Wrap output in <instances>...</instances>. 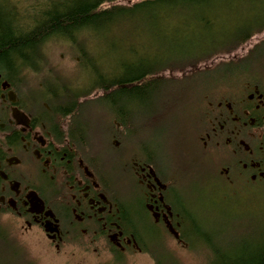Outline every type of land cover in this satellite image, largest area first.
Listing matches in <instances>:
<instances>
[{"label":"flooded vegetation","instance_id":"af4514ba","mask_svg":"<svg viewBox=\"0 0 264 264\" xmlns=\"http://www.w3.org/2000/svg\"><path fill=\"white\" fill-rule=\"evenodd\" d=\"M22 1L0 0V221L19 225L24 234L39 229L57 250L78 235L87 249L105 248L112 256L153 248L150 234L135 225L149 233L163 230L184 244L182 226L191 211L179 205L175 176L160 150L131 138L139 109L130 99H123L122 108L107 104L108 157L99 155L97 139L82 127L83 110L94 103L81 104L103 91L50 73L47 50L58 38L42 42L39 57L17 55L12 38L45 16L22 8ZM76 59L97 63L89 57L84 63L82 53ZM223 77L229 85L195 98L191 144L204 156L225 151L220 161H226L212 158V166L230 188L262 189L264 84L246 75ZM120 87L112 83L107 93ZM69 98L74 106L67 111Z\"/></svg>","mask_w":264,"mask_h":264},{"label":"trees","instance_id":"16d2710c","mask_svg":"<svg viewBox=\"0 0 264 264\" xmlns=\"http://www.w3.org/2000/svg\"><path fill=\"white\" fill-rule=\"evenodd\" d=\"M122 1L67 0L61 10L54 7L31 30L18 32L17 37L11 40L13 49L19 57L33 59L39 57L40 44L52 38L79 45L77 49L83 54L84 63L86 57L97 59V63L92 65L83 64L81 75H84V83L90 81L86 69L92 68L97 80L90 82L88 88L91 92L103 91L102 95L93 101H85L81 107H88L90 103L107 107L113 101L114 105L122 108L123 99L132 102L134 98H140L145 107L152 105L156 97L164 99V94L171 88L180 94L186 93L196 83L194 81L211 77L208 73L214 67L225 65L221 58L232 57V62L242 57L238 52L245 45H251L254 37L262 36L259 43L264 44V18H246L241 25L244 19L242 13L255 12L257 0ZM262 5L260 11L264 12ZM87 35L96 41L92 51L87 46L89 41L84 38ZM96 35L100 36V40ZM109 45H113L115 55H111ZM257 47L246 49L252 53ZM223 70L222 74H231L229 68L224 67ZM112 83L121 86L113 95L107 93ZM66 102V110L70 111L74 101L69 98ZM233 200L211 203L237 212L236 217L230 214L226 223L229 222L233 230H243L242 236L248 238L239 242H223L218 236L213 240L211 250L201 249L194 245L195 241H191L189 227L194 225L196 230L207 236L220 221L201 227L191 212V219L182 226L183 238L204 254L206 264H264V220L258 219L248 231L240 228L237 222L244 209L254 210L258 205H236V200ZM131 227L135 229L137 225ZM145 230L155 238L157 232L153 235L152 231L149 233V227ZM20 254L14 243L3 232L0 233V264H32L22 259ZM151 255L155 264H183L164 248L152 249Z\"/></svg>","mask_w":264,"mask_h":264},{"label":"rangeland","instance_id":"374dc122","mask_svg":"<svg viewBox=\"0 0 264 264\" xmlns=\"http://www.w3.org/2000/svg\"><path fill=\"white\" fill-rule=\"evenodd\" d=\"M66 1L23 0L22 4H24V7L22 8L30 10L29 7H34L33 10L36 9V13L39 12L38 14L43 16L54 7H58L61 10L62 5ZM257 1H255V12L242 13L244 15L242 19H244L241 25L245 23L246 18L259 16L264 18V12L260 11L264 0ZM122 2L128 3L129 0H123ZM96 37L100 40V36L96 35ZM84 38L89 41L87 46L92 51L96 41L90 35ZM260 38L262 36L254 37L251 45L247 44L241 48L238 55H243L242 57L235 58L232 62L230 61L232 57L225 56L221 58L226 64L214 67L215 69L208 73L212 75L211 77H202L200 80L194 81L196 83H193L188 88V92L180 94L175 88H171V91L169 90L164 94V99L156 97L152 105L143 107L140 98H134L130 104L132 108L140 111H135L133 115V126L136 130L131 132V138L148 141L145 142L148 146H156L160 150L163 160L169 165L168 172H172V175L175 176L178 194L181 199L179 205L189 207L194 220L201 227H208L209 224L220 221L217 223L218 226L212 228L211 234L209 233L207 236L201 230H196L194 225L191 228L189 227L191 241H195L194 245L201 249L211 250L213 240L218 236L222 237L223 242L225 240L239 242L243 238H248L242 236L243 230H233L229 222L228 224L226 223V219L229 221L230 214H234L236 217L238 215L237 212L226 206H214L211 202H218L223 199H230L231 201L229 202H232L235 199L236 205H258L254 210L248 211L244 209L241 212L240 219L237 222L239 227L244 230H251L254 224L258 222V219L264 220V209L262 208V206L264 207V187L262 189L255 187L248 191L245 190L246 188L244 189V184H241L242 187L235 186L230 188L221 174L216 172L212 166L214 162L212 158L216 162L220 161L221 157L225 155V151L218 155L215 154L214 157L213 155L204 156L198 147L192 145L191 140L194 136L193 128L196 120L193 113L194 101L205 90L215 93L220 86L230 84L231 79L223 77L225 76V74H222L225 70H223L224 67L226 69L229 68L231 74L246 75L264 84V44L261 45L259 43ZM77 46L67 40L58 38L56 42H50L46 57L50 60V73L64 75L67 80L74 81V85H83L85 78L83 79L84 75L82 77L81 71L84 70V67L82 61L78 62L76 59L77 56L81 57ZM109 46L112 50V53L110 52L111 55H115L113 45ZM250 46L258 47L252 53H248L246 48ZM62 54L64 55L63 58L61 57ZM221 60L217 61V63ZM86 71L87 77L89 76L90 79L89 83L95 82L97 80L95 70L87 68ZM34 73L38 75L40 71L35 70ZM41 73L44 74V71ZM95 92L101 93V91ZM65 93L67 95L71 94ZM82 127L86 136L97 139L99 155L107 158L109 137L107 107L97 103L93 107L85 108L82 115ZM226 159L223 158L220 162L226 161ZM217 182L220 184H217ZM134 228L144 233L147 227L137 226ZM2 232L18 248L19 253H21L20 257L31 261L32 264H155L151 251L152 249L159 250L162 248L172 253L183 264H206L204 254L198 252L197 249L187 242L179 244L172 235L163 230H158L154 239L151 237L153 248L142 252H116L114 256L107 252L105 248L96 250L91 247L87 249V247L82 245L84 238L79 235L67 241L60 250H57L51 246L48 239L39 229H33L24 234L19 225L0 221V233ZM145 236H147V231ZM183 239L185 241V238Z\"/></svg>","mask_w":264,"mask_h":264},{"label":"water","instance_id":"95a60500","mask_svg":"<svg viewBox=\"0 0 264 264\" xmlns=\"http://www.w3.org/2000/svg\"><path fill=\"white\" fill-rule=\"evenodd\" d=\"M172 232L175 234L176 238H179V235L176 231L172 230Z\"/></svg>","mask_w":264,"mask_h":264}]
</instances>
